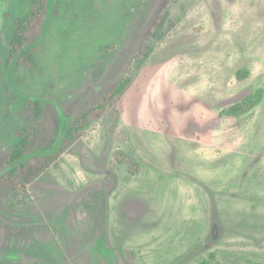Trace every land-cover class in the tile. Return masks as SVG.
I'll return each mask as SVG.
<instances>
[{
    "label": "rangeland",
    "instance_id": "1",
    "mask_svg": "<svg viewBox=\"0 0 264 264\" xmlns=\"http://www.w3.org/2000/svg\"><path fill=\"white\" fill-rule=\"evenodd\" d=\"M31 2L0 0V161L21 128L61 141L113 82H134L22 193L0 182V216L23 228L3 231L0 264H264V0H57L11 87Z\"/></svg>",
    "mask_w": 264,
    "mask_h": 264
},
{
    "label": "trees",
    "instance_id": "2",
    "mask_svg": "<svg viewBox=\"0 0 264 264\" xmlns=\"http://www.w3.org/2000/svg\"><path fill=\"white\" fill-rule=\"evenodd\" d=\"M56 1L32 0L24 14L17 19L14 32L9 39L10 63L5 74L11 87L14 82L12 77L14 65L20 62L27 65L33 63L37 38L47 28ZM160 24L162 23L157 22V26ZM157 26L149 31L147 38L158 33L160 29H157ZM142 46L140 48L141 52L144 51L148 56L147 45L142 44ZM133 82L134 77L129 74L113 82L101 98L91 103L69 122L65 128L64 139L61 141H59L60 134L55 131L52 137L42 139L41 144L37 145V135H33L28 127L21 128L18 135L8 146L7 156L0 161V182L10 184L15 194L22 193L27 186L26 180L56 163L64 154L66 148L80 137V133L88 119L90 117H102L125 94ZM262 97L263 90L230 107L227 113L239 115L255 106ZM29 102L35 120H40L46 111L45 101L34 99ZM60 119V122L65 120L62 115ZM115 158L118 162L129 165L130 177L139 173L140 164L130 153L118 150L115 153ZM6 229L14 232L23 230L20 226L8 225L0 216V237Z\"/></svg>",
    "mask_w": 264,
    "mask_h": 264
}]
</instances>
